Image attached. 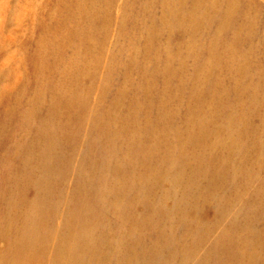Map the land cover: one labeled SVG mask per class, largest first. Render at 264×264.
Wrapping results in <instances>:
<instances>
[{
  "label": "rangeland",
  "instance_id": "obj_1",
  "mask_svg": "<svg viewBox=\"0 0 264 264\" xmlns=\"http://www.w3.org/2000/svg\"><path fill=\"white\" fill-rule=\"evenodd\" d=\"M8 85L0 260L41 220L78 253L88 210L90 264H264V0H0ZM44 137L63 165L33 211Z\"/></svg>",
  "mask_w": 264,
  "mask_h": 264
},
{
  "label": "bare ground",
  "instance_id": "obj_2",
  "mask_svg": "<svg viewBox=\"0 0 264 264\" xmlns=\"http://www.w3.org/2000/svg\"><path fill=\"white\" fill-rule=\"evenodd\" d=\"M12 89H13V86L11 85H8L7 87H5L3 90L4 93H2L0 96V100L4 97V94H7V92L9 90L11 91ZM202 130H204L203 126L200 127V133ZM231 134H235V130L232 129ZM53 144L54 143L51 140V138L49 139H46L45 137L42 138V147H43L42 151L43 152L39 154L38 156L39 168L42 171V173H41L40 179L38 180L36 184L39 189V191L36 193L37 200L35 199L34 196L32 199V201L35 200V202L33 203V208H34L33 211L37 210L36 207L40 203L41 205L39 209L47 208L48 201L51 199L53 193L58 188L57 185L55 186L54 181H52V177H54L55 175H58L56 172L62 168L63 164H62V157L60 153L58 152V150L56 148L55 150L51 148ZM188 183H190V181ZM83 192H85L84 189L80 190V194L77 200L78 207L75 209V212H74L75 215L82 213L80 208H84V209L86 208L85 206L86 196L84 197V195H81V193ZM88 213L89 212L87 210L85 217L83 216V214H81L79 217H76V216L74 217L78 220V222H76L75 224V226L78 227V231L76 230L77 233L72 234L71 237H74L75 240H77V242L79 243V244H76L74 241V243L72 244L73 249L77 250L78 253L72 252L70 245L65 242L59 246V249L57 251H53L54 250L53 234L51 232L47 233L44 229H41V226H43V224L41 223L42 220L40 222L32 221V222H29L28 225L25 224V226L21 228L15 240L16 241L15 246L17 247L19 246L20 249L13 254L9 253L6 256H3V258L0 260V263H3V264H38V262L36 261V254L40 251H43L44 254L45 253L47 254V258H48L47 264H68V263L69 264H90L92 262V258L89 257L90 250H93L97 253L101 251L100 248L102 247H99V245L97 244L87 246V245L82 244V242H80V240L83 242L87 241L88 236H89L88 234L89 231L87 230V228L88 229L91 227L93 228V222L91 218L88 217ZM79 229H80V232H79ZM86 235L88 236L86 237ZM23 241L27 243V245L26 244L25 246L21 245ZM118 243L120 244V242ZM28 246L33 247V248L30 249V247ZM106 247H110V246H107L105 244L103 248H106ZM34 248H37L38 252H35ZM96 257L98 256L96 255ZM65 258L67 261L63 260ZM99 262L101 264L103 262V259L101 258Z\"/></svg>",
  "mask_w": 264,
  "mask_h": 264
}]
</instances>
